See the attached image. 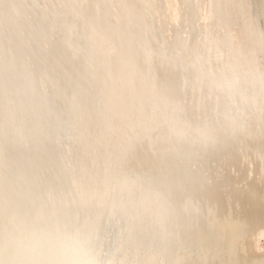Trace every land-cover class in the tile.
<instances>
[{
	"label": "bare ground",
	"instance_id": "6f19581e",
	"mask_svg": "<svg viewBox=\"0 0 264 264\" xmlns=\"http://www.w3.org/2000/svg\"><path fill=\"white\" fill-rule=\"evenodd\" d=\"M36 217L100 264H264V0H0V264Z\"/></svg>",
	"mask_w": 264,
	"mask_h": 264
},
{
	"label": "clouds",
	"instance_id": "9594fccd",
	"mask_svg": "<svg viewBox=\"0 0 264 264\" xmlns=\"http://www.w3.org/2000/svg\"><path fill=\"white\" fill-rule=\"evenodd\" d=\"M8 242L16 264H100L86 232L45 217L21 221Z\"/></svg>",
	"mask_w": 264,
	"mask_h": 264
}]
</instances>
